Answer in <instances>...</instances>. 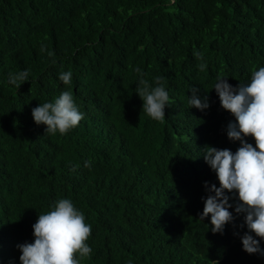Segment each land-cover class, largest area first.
I'll return each mask as SVG.
<instances>
[{"label": "trees", "instance_id": "16d2710c", "mask_svg": "<svg viewBox=\"0 0 264 264\" xmlns=\"http://www.w3.org/2000/svg\"><path fill=\"white\" fill-rule=\"evenodd\" d=\"M259 67L264 0H0V264H20L17 246L33 242L38 215L62 198L92 228L82 264H264L243 251L235 192L222 234L199 220L213 194L205 184L219 187L203 148L240 147L227 138L235 119L220 107L216 77L236 88ZM136 68L150 83L166 80L162 123L142 112ZM24 70L16 89L8 75ZM67 71L71 85L59 79ZM192 88L208 109L190 108ZM69 89L84 119L49 135L32 109Z\"/></svg>", "mask_w": 264, "mask_h": 264}, {"label": "clouds", "instance_id": "9594fccd", "mask_svg": "<svg viewBox=\"0 0 264 264\" xmlns=\"http://www.w3.org/2000/svg\"><path fill=\"white\" fill-rule=\"evenodd\" d=\"M41 51L45 48L42 46ZM49 56L53 53L49 52ZM201 61L199 71L206 68L202 53H195ZM139 75L135 94L142 101V112L150 119L164 122L165 108L171 102L166 91L164 77L156 76L153 82L144 78L145 74L139 68L134 69ZM27 70L9 73L8 82L18 89L27 82ZM64 85H71V71L59 75ZM220 107L234 117L235 122L227 125L229 141L240 142V147L233 153L229 149H217L207 146L203 148V159L215 173L219 187L215 184L205 187L209 193L204 200L203 211L199 220L210 217L213 234L223 233L226 224L233 221V213L229 211L233 205L231 197L226 193H236L238 203L236 214H244V225L247 232L241 237L243 251L247 254L264 255L259 244L264 240V67L251 72L247 85L239 84L233 88L223 75L216 77L213 86ZM198 88H192L188 99L190 108L204 111L209 108L207 96L199 98ZM32 119L36 125H44L45 133L64 136L84 119L79 110L72 91H62L52 102L38 104L32 109ZM247 137H252L255 147L247 143ZM85 167H91V161L85 162ZM78 165H73L72 171ZM91 225L85 222L82 211L74 205L71 199L62 198L55 202L52 210L38 215L32 226L34 240L32 243L18 245L21 253L20 264H82L90 259L92 248L87 241L91 235ZM259 239H255L253 235Z\"/></svg>", "mask_w": 264, "mask_h": 264}, {"label": "bare ground", "instance_id": "6f19581e", "mask_svg": "<svg viewBox=\"0 0 264 264\" xmlns=\"http://www.w3.org/2000/svg\"><path fill=\"white\" fill-rule=\"evenodd\" d=\"M90 15V14H89ZM98 15H96V17H97ZM94 17V16H93ZM89 18H92L91 16L89 17ZM95 18V17H94ZM94 18H92V19H94ZM91 20V19H90ZM96 20V19H95ZM112 20V19H111ZM97 21V20H96ZM117 21V20H116ZM132 21V20H131ZM114 22V21H113ZM89 23V22H88ZM116 22H114V24H115ZM97 24V23H96ZM117 24H120V23H117ZM98 25V24H97ZM96 25V26H97ZM117 27H119V26H117ZM116 29V28H115ZM135 32V30L132 32V33H134ZM135 34V33H134ZM136 35V34H135ZM158 36V35H157ZM156 37V36H155ZM127 38H129V37H127ZM126 38V39H127ZM76 43V42H75ZM115 51H117V49H115ZM85 52V51H84ZM90 52V51H89ZM121 52V51H120ZM89 63V62H88ZM64 66V65H63ZM67 66V65H66ZM93 71V70H92ZM89 74V73H88ZM94 77V76H93ZM95 78V77H94ZM165 148V147H164ZM167 148V147H166ZM168 149V148H167ZM202 156V155H201ZM199 158V157H198ZM203 167V166H202ZM180 173V172H179ZM186 175H188V174H186ZM205 197V196H204ZM239 218V217H238ZM227 226V225H226ZM229 227V226H228ZM241 227H243V226H241ZM241 227H240V229H241ZM227 228V227H226ZM232 228L230 227V230H231ZM229 230V231H230ZM239 235V234H238ZM216 237V236H215ZM214 237V238H215ZM188 244V243H187ZM190 246V245H189ZM194 249V248H193ZM188 250H190V249H188ZM192 250V249H191ZM194 255V254H193ZM175 256V255H174ZM194 257V256H193ZM166 260H167V258H166ZM219 264V263H218Z\"/></svg>", "mask_w": 264, "mask_h": 264}]
</instances>
